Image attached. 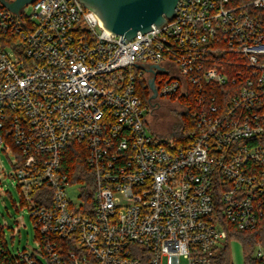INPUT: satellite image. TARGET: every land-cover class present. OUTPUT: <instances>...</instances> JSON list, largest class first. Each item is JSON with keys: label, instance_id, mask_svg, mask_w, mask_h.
<instances>
[{"label": "built area", "instance_id": "2783aa9c", "mask_svg": "<svg viewBox=\"0 0 264 264\" xmlns=\"http://www.w3.org/2000/svg\"><path fill=\"white\" fill-rule=\"evenodd\" d=\"M151 28L122 41L79 0L0 1V148L36 241H1L0 264H211L228 225L264 218V0H178ZM152 77L190 140L149 126ZM71 144L89 183L64 170Z\"/></svg>", "mask_w": 264, "mask_h": 264}, {"label": "rangeland", "instance_id": "374dc122", "mask_svg": "<svg viewBox=\"0 0 264 264\" xmlns=\"http://www.w3.org/2000/svg\"><path fill=\"white\" fill-rule=\"evenodd\" d=\"M24 10L26 14H30L33 5H27ZM150 108L149 126L156 133L165 136L171 132L173 125L179 120V112L185 109L179 100L156 97L151 99ZM12 163V158H9L0 148V232L7 248L11 252H17L34 248L36 241L27 203L23 201L21 193L9 175ZM229 246L233 264H242L239 242L230 240ZM180 260V264H187L184 257Z\"/></svg>", "mask_w": 264, "mask_h": 264}, {"label": "trees", "instance_id": "16d2710c", "mask_svg": "<svg viewBox=\"0 0 264 264\" xmlns=\"http://www.w3.org/2000/svg\"><path fill=\"white\" fill-rule=\"evenodd\" d=\"M137 89L144 101H148L150 91L145 78L138 79ZM185 104L182 100L177 99ZM190 107L183 108L179 112V120L173 125L168 135L179 144L192 138L194 124L190 116ZM64 170L71 175L72 181L91 182L93 174L85 162V153L78 148L77 144H71L68 147L64 161ZM227 239L219 250L212 257L211 264H233L229 246L230 240H236L241 246L242 264H264V218H261L257 226L249 230H239L233 226H227ZM3 237L0 232V242ZM261 247L263 255L256 256L257 249ZM142 264H149L143 259Z\"/></svg>", "mask_w": 264, "mask_h": 264}, {"label": "water", "instance_id": "95a60500", "mask_svg": "<svg viewBox=\"0 0 264 264\" xmlns=\"http://www.w3.org/2000/svg\"><path fill=\"white\" fill-rule=\"evenodd\" d=\"M14 12L33 0H0ZM87 8L96 13L102 26L112 34L121 35L129 40L137 31L144 33L152 24L157 28L165 23L175 13L178 0H79ZM123 41V40H122ZM124 44V42H123ZM148 85L152 91L149 99L156 97L154 78H150Z\"/></svg>", "mask_w": 264, "mask_h": 264}]
</instances>
